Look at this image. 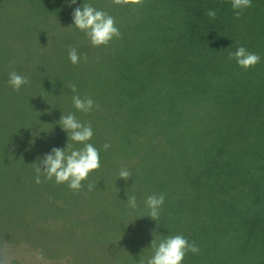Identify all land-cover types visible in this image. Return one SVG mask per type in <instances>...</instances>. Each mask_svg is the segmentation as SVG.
<instances>
[{
	"label": "trees",
	"instance_id": "16d2710c",
	"mask_svg": "<svg viewBox=\"0 0 264 264\" xmlns=\"http://www.w3.org/2000/svg\"><path fill=\"white\" fill-rule=\"evenodd\" d=\"M82 2L111 15L119 38L93 47L70 25L63 42L44 46L26 73L34 97L23 103L36 127L28 144L21 129L0 133V144H32L37 162L64 146L56 121L72 112L91 126L100 166L73 191L35 183V164H25L28 205L42 221L27 220L37 234L27 243L49 264H136L152 237L180 234L199 249L183 264H264V0H250L238 18L230 0L30 1L53 17ZM238 44L259 62L245 70L229 60ZM70 48L83 56L75 65ZM74 94L91 97L93 109L76 111ZM121 168L127 179L117 178ZM151 194L164 195L155 221L143 205Z\"/></svg>",
	"mask_w": 264,
	"mask_h": 264
},
{
	"label": "rangeland",
	"instance_id": "374dc122",
	"mask_svg": "<svg viewBox=\"0 0 264 264\" xmlns=\"http://www.w3.org/2000/svg\"><path fill=\"white\" fill-rule=\"evenodd\" d=\"M30 1L5 0L0 6V133L19 129L21 132H29L36 127L27 112L29 101L26 108L23 104L26 95L34 97V82L27 77L31 85H22L19 90L13 91L6 83L8 73L15 71L22 76H28L27 71H33L44 53V46H50V43L57 41L63 42L72 32L71 13L67 5L63 7L62 16L53 17L38 14L37 4ZM26 25L30 26L33 33H24ZM36 31H46L45 39L38 43H34ZM17 121L24 124H16ZM30 132L21 136L26 144L31 137ZM35 145L34 149L37 147ZM31 146L32 144L23 147L19 143H13L6 147L0 144V264L51 263V260L39 252L37 246L34 247L25 240V237L28 239L34 232L33 237L37 236L35 226L27 224L31 215L36 221L42 222L38 214L37 216L30 211L35 208L28 205L32 204V199L30 200L31 196L27 194L29 191L24 184L28 181V168L24 167L25 164L36 162L30 155Z\"/></svg>",
	"mask_w": 264,
	"mask_h": 264
},
{
	"label": "clouds",
	"instance_id": "9594fccd",
	"mask_svg": "<svg viewBox=\"0 0 264 264\" xmlns=\"http://www.w3.org/2000/svg\"><path fill=\"white\" fill-rule=\"evenodd\" d=\"M68 6L76 5L77 0H67ZM250 0H230V7L235 17H239L240 11L249 7ZM210 19L216 17V10L208 9L205 13ZM71 20L75 29L82 32L93 47L107 45L113 38H119V30L115 25L114 18L107 12L95 8L90 3L82 2L72 8ZM82 54H78L75 48L67 51L68 61L75 65ZM228 59L234 60L235 64L247 70L257 64L259 55L248 51L243 45H237L234 51L228 53ZM27 76H22L15 71L8 73L6 83L13 91L28 84ZM75 93V86H72ZM72 106L78 112L87 113L94 107L91 97L74 94L71 97ZM59 128L66 134L63 147H51L43 153L35 163L34 182L39 184L41 177L45 181L52 180L56 184H66L73 191L81 188V182L88 174L100 166L99 151L89 141L93 135L92 128L87 123H81L72 112L60 115L56 121ZM77 145H79L77 147ZM103 149H108L105 143ZM130 173L127 169L118 170L117 178L127 179ZM93 186L88 185L92 190ZM127 205L130 209H136L137 200L135 195H126ZM164 202L163 194L147 195L143 200L147 214L145 216L155 221ZM150 254H144L143 249L136 264H183L186 253H197L198 247L187 240L183 235H159L152 237L150 245L146 248Z\"/></svg>",
	"mask_w": 264,
	"mask_h": 264
}]
</instances>
